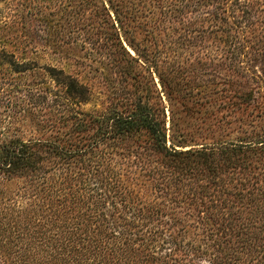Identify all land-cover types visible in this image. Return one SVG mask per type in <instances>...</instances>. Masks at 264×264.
Masks as SVG:
<instances>
[{"label":"trees","instance_id":"1","mask_svg":"<svg viewBox=\"0 0 264 264\" xmlns=\"http://www.w3.org/2000/svg\"><path fill=\"white\" fill-rule=\"evenodd\" d=\"M0 264H264V0H0Z\"/></svg>","mask_w":264,"mask_h":264},{"label":"rangeland","instance_id":"2","mask_svg":"<svg viewBox=\"0 0 264 264\" xmlns=\"http://www.w3.org/2000/svg\"><path fill=\"white\" fill-rule=\"evenodd\" d=\"M41 29V26L39 27L38 25H32V29L39 32V34H42V31L40 32L39 30ZM31 29V28H30ZM36 49L38 51V56L37 60L41 64H48V65H56V66H61L59 62H57V56L56 54H53L51 49L45 44L44 40H41L38 36L36 37Z\"/></svg>","mask_w":264,"mask_h":264}]
</instances>
